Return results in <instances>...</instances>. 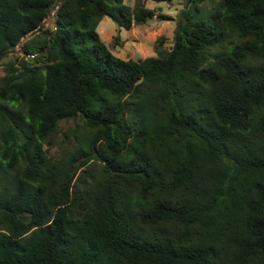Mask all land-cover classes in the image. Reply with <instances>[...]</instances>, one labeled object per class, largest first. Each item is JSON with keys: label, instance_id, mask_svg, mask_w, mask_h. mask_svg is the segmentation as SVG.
Wrapping results in <instances>:
<instances>
[{"label": "trees", "instance_id": "16d2710c", "mask_svg": "<svg viewBox=\"0 0 264 264\" xmlns=\"http://www.w3.org/2000/svg\"><path fill=\"white\" fill-rule=\"evenodd\" d=\"M57 1L0 0V264H264V0H184L140 59L96 26L165 16L145 0H61L43 30Z\"/></svg>", "mask_w": 264, "mask_h": 264}, {"label": "rangeland", "instance_id": "374dc122", "mask_svg": "<svg viewBox=\"0 0 264 264\" xmlns=\"http://www.w3.org/2000/svg\"><path fill=\"white\" fill-rule=\"evenodd\" d=\"M133 6L136 0H123ZM220 0H201L204 10H212ZM144 4L154 8L156 13L165 16L160 17L155 14L142 23H133L128 29L119 27L109 16L104 15L97 23L96 30L100 38L104 41L109 50L121 57L140 59L149 55H156L157 49H169L173 42V33L177 22V17L183 7L186 6L184 0L155 1L145 0ZM54 12L42 21V29H52ZM34 34V33H32ZM31 34V35H32ZM30 35V36H31ZM25 38L28 36H24ZM24 38V39H25ZM16 47L18 52L19 44ZM28 54V56H34ZM11 56L0 57V78L4 74L3 62ZM85 125L80 117L61 120L57 130L50 137V142L44 144L45 152L50 160H60L66 157L69 151L73 150L77 144L81 133H84ZM94 176L97 175L95 169L92 170Z\"/></svg>", "mask_w": 264, "mask_h": 264}, {"label": "water", "instance_id": "95a60500", "mask_svg": "<svg viewBox=\"0 0 264 264\" xmlns=\"http://www.w3.org/2000/svg\"><path fill=\"white\" fill-rule=\"evenodd\" d=\"M59 1H61V0H58L49 10H48V12L46 13V15H45V18L46 17H48L49 15H51L52 14V11H55L56 10V7H57V3L59 2ZM19 49V48H18Z\"/></svg>", "mask_w": 264, "mask_h": 264}, {"label": "built area", "instance_id": "2783aa9c", "mask_svg": "<svg viewBox=\"0 0 264 264\" xmlns=\"http://www.w3.org/2000/svg\"><path fill=\"white\" fill-rule=\"evenodd\" d=\"M30 55H32V54H30Z\"/></svg>", "mask_w": 264, "mask_h": 264}]
</instances>
